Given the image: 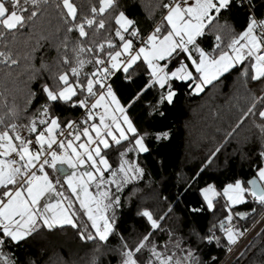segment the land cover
Masks as SVG:
<instances>
[{
	"label": "trees",
	"instance_id": "trees-1",
	"mask_svg": "<svg viewBox=\"0 0 264 264\" xmlns=\"http://www.w3.org/2000/svg\"><path fill=\"white\" fill-rule=\"evenodd\" d=\"M159 2L118 0L116 8L109 9L103 16H95L97 21L105 20L104 29L85 25L89 33L87 40H82L76 31H66L69 25L65 20L70 21V17H67L62 0H40L38 5H30V10L37 15L28 20L23 29L6 32L0 39V52L17 61L12 64L0 58V117L8 124L27 125L46 102L40 91L43 83L52 85L54 78L67 69L62 62L65 55L72 59V66H76L73 49L78 43L90 47L94 46L93 41L95 44L108 39L116 42L114 33L118 26L114 16L119 11L138 20L146 36L158 22L161 23L165 14L157 7ZM72 3L77 8V23L85 18L92 19L91 8L99 7L98 0H72ZM248 4L257 17L264 18V0H250ZM250 14L248 7L234 0L231 8L223 11L214 22L201 46L212 52L215 37L220 35L222 48L227 50L232 37L245 29ZM91 55L83 53L80 58L87 60ZM42 65L47 66L46 70ZM92 67L86 64L83 71L88 72ZM243 67L225 73L199 95L193 94L186 82L173 81L176 96L171 104L159 102L161 95L166 94L167 85L165 89L155 85L128 109L127 115L137 128V134L144 137L143 143L148 150L140 151L131 135L129 141L108 150L109 163L117 167L119 153L133 148L125 158L142 168L143 176L119 193L121 207L115 211V234L110 235L107 242L81 240L78 230L70 225L52 231L38 227L18 245L9 241L4 253L15 264H120L121 237L132 246L151 230L147 218L139 214L147 210L160 223V229L154 232L160 246L182 241V247L191 249L199 264H219L234 244L228 242L219 227L220 222L226 223V217L232 215L236 218L234 231H244L263 210L260 203L250 199L230 207L222 195L213 200L210 209L202 195V189L209 185L222 193L227 184L237 180L248 187L247 181L264 166V158L259 155L264 146V134L256 127L261 121L249 116L240 123L253 95L264 94L260 92L264 83L246 81L241 76ZM134 68L131 82L123 73L113 77V90L125 106L132 103L150 80L146 65L141 62ZM32 93L36 94L34 98ZM81 109L70 103H55L49 114L58 117L63 124L73 121ZM165 132L167 137L157 138ZM90 190L95 194L94 188ZM74 210L80 230L87 225V231L95 234L78 202ZM213 234L219 238L218 242L214 239L209 243L204 239ZM234 238L236 240V234ZM147 255L145 252L144 256ZM233 264H264V229Z\"/></svg>",
	"mask_w": 264,
	"mask_h": 264
},
{
	"label": "snow or ice",
	"instance_id": "snow-or-ice-1",
	"mask_svg": "<svg viewBox=\"0 0 264 264\" xmlns=\"http://www.w3.org/2000/svg\"><path fill=\"white\" fill-rule=\"evenodd\" d=\"M39 3L40 0H0V39L6 32L23 29L27 21L37 15L29 6ZM98 3V8H91L92 19L85 18L77 23L76 6L72 0H62L67 17H70V21L65 20L69 25L66 31H76L82 40H87L89 33L85 25L104 29L105 20L97 21L95 16H103L109 9L116 8L118 0H98ZM233 3L234 0H160L157 7L166 14L146 38L140 22L130 18L125 11H119L114 16L118 26L114 33L116 42L108 39L95 44L93 41L94 46L90 47L78 43L73 49L76 66H72V59L65 55L62 62L67 69L54 78L52 85L43 83L40 91L46 102L36 110L37 115L27 125L8 124L0 117V264H15L4 253V247L9 241L18 245L38 227L52 231L70 225L78 230L79 238L84 241L98 239L107 242L109 236L115 234V211L121 207L119 193L132 181L141 178L143 169L125 158L133 148L119 153L117 167L109 163L108 150L129 141L130 135L135 138L134 144L140 151L148 150L143 143L144 137L137 134V128L127 115L132 104L148 89L155 85L165 89L167 85L166 94L161 95L159 102L171 104L176 96L173 81L186 82L191 92L199 95L238 66H244L241 76L246 81L264 83V20L257 21L250 15L245 29L232 37L227 50L222 48L220 35L215 37L212 52L201 46L214 22ZM243 3L244 0H240V6ZM64 47H68L67 37ZM83 53L92 54L91 58L81 59ZM0 58L3 62L17 63L4 52H0ZM141 62L146 65L149 83L137 93L132 103L122 105L113 90V77L123 73L131 82L134 66ZM86 64L93 66L88 72L83 71ZM173 64L175 67H171ZM42 68L46 70L47 66L42 65ZM260 92L264 93V87ZM35 95L32 93L31 97ZM55 103H70L84 109L85 119L62 124L58 117L49 114ZM249 116L259 118L261 123L256 127L264 134V94L253 95L240 123ZM22 128L27 130L28 136L21 134ZM167 135L165 132L157 138ZM259 155L264 158V146ZM64 165L72 171L65 173L63 179L50 176L47 169L64 172ZM247 183L252 186L250 189L237 180L234 184H227L222 193L209 185L202 189V195L210 209L213 198L221 195L230 205L244 203L245 193L264 204V166H260L255 177ZM90 188L95 189V194ZM77 202L91 221L95 234L87 231V225L80 230L77 211L74 210ZM139 214L147 218L151 230L132 246L121 237L120 264H199L192 250L182 247V241L160 246L154 237V232L160 229L159 221L150 211ZM226 220L228 226L221 221L219 227L228 242L235 243L232 215ZM204 239L209 243L219 240L214 234Z\"/></svg>",
	"mask_w": 264,
	"mask_h": 264
},
{
	"label": "built area",
	"instance_id": "built-area-1",
	"mask_svg": "<svg viewBox=\"0 0 264 264\" xmlns=\"http://www.w3.org/2000/svg\"><path fill=\"white\" fill-rule=\"evenodd\" d=\"M236 1H238L240 3V0H236ZM243 5L248 7V9H249V11L251 13L250 15L255 17V19H257V21L264 20V18L257 17L252 12V10L249 7V4H248L247 0H244ZM158 24H160V22H158L150 30L149 33H151V31H153L154 28ZM146 36H144V37L146 38ZM83 119H85V110L81 109L79 115L73 121L79 122V121H82ZM21 134L24 135V136H28L29 135L27 130L23 129V128L21 129ZM251 199H252L251 201L259 203L253 197H251ZM261 205L263 206V210L260 212L258 217L254 220V222L250 225V227L247 228L244 231H234V226L236 224V218L234 216H232L231 226L233 228L234 233L236 234V242L227 250V253L225 254L224 258L220 261L219 264H233L242 255V253L251 244V242L263 231V229H264V204H261ZM225 226L226 227L228 226V221L225 223Z\"/></svg>",
	"mask_w": 264,
	"mask_h": 264
},
{
	"label": "crops",
	"instance_id": "crops-1",
	"mask_svg": "<svg viewBox=\"0 0 264 264\" xmlns=\"http://www.w3.org/2000/svg\"><path fill=\"white\" fill-rule=\"evenodd\" d=\"M117 115H119V114H117ZM59 167H61V166L58 165V168H59ZM63 168H64V172H54L52 169H47V170L49 171L50 176H52V177L59 176L61 179H63L65 173H70V172L72 171V169H68L66 165H64ZM243 185H244V184H243ZM244 187H246V186L244 185ZM246 188H248V187H246ZM90 191H91V190H90ZM222 192H223V191H222ZM224 199L226 200V202L228 203V205H229L230 207H235V206H238V205L242 204V203H237V204H235V205H230L229 201H228L225 197H224ZM247 199L252 200V199H251V195L248 194V193H245V201H246ZM78 205H79V204H78Z\"/></svg>",
	"mask_w": 264,
	"mask_h": 264
},
{
	"label": "rangeland",
	"instance_id": "rangeland-1",
	"mask_svg": "<svg viewBox=\"0 0 264 264\" xmlns=\"http://www.w3.org/2000/svg\"><path fill=\"white\" fill-rule=\"evenodd\" d=\"M18 125H22V126H23L24 124H18ZM214 187H215V186H214ZM215 189H216L217 192H219L218 189H217L216 187H215ZM215 198H216V197H215ZM215 198H213V200H214ZM259 214H260V213H259ZM257 217H258V216H257ZM257 217H256V218H257Z\"/></svg>",
	"mask_w": 264,
	"mask_h": 264
},
{
	"label": "water",
	"instance_id": "water-1",
	"mask_svg": "<svg viewBox=\"0 0 264 264\" xmlns=\"http://www.w3.org/2000/svg\"><path fill=\"white\" fill-rule=\"evenodd\" d=\"M254 177H255V176H254ZM254 177H252L251 179H253ZM251 179H249V180H251ZM249 180H248V181H249ZM247 186H248L249 189L252 187V186H251L250 184H248V183H247Z\"/></svg>",
	"mask_w": 264,
	"mask_h": 264
}]
</instances>
